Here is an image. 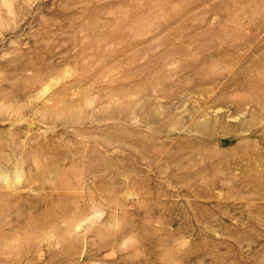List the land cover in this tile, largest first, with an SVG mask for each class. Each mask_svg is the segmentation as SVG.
I'll return each mask as SVG.
<instances>
[{
  "label": "rangeland",
  "instance_id": "374dc122",
  "mask_svg": "<svg viewBox=\"0 0 264 264\" xmlns=\"http://www.w3.org/2000/svg\"><path fill=\"white\" fill-rule=\"evenodd\" d=\"M0 264H264V0H0Z\"/></svg>",
  "mask_w": 264,
  "mask_h": 264
}]
</instances>
